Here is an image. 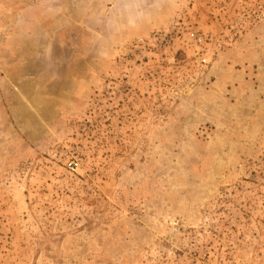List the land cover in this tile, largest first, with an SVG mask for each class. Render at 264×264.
Segmentation results:
<instances>
[{
    "label": "rangeland",
    "instance_id": "1",
    "mask_svg": "<svg viewBox=\"0 0 264 264\" xmlns=\"http://www.w3.org/2000/svg\"><path fill=\"white\" fill-rule=\"evenodd\" d=\"M0 264H264V0H0Z\"/></svg>",
    "mask_w": 264,
    "mask_h": 264
},
{
    "label": "built area",
    "instance_id": "2",
    "mask_svg": "<svg viewBox=\"0 0 264 264\" xmlns=\"http://www.w3.org/2000/svg\"><path fill=\"white\" fill-rule=\"evenodd\" d=\"M191 36L194 37V34H192ZM203 62H205V60ZM68 168H69V170H74L75 163L74 162H69L68 163Z\"/></svg>",
    "mask_w": 264,
    "mask_h": 264
}]
</instances>
